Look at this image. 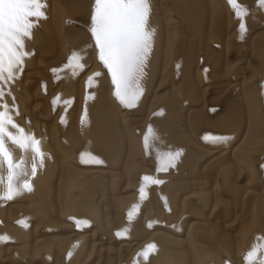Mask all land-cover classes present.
<instances>
[{
  "label": "bare ground",
  "instance_id": "bare-ground-1",
  "mask_svg": "<svg viewBox=\"0 0 264 264\" xmlns=\"http://www.w3.org/2000/svg\"><path fill=\"white\" fill-rule=\"evenodd\" d=\"M201 2L202 1H199V0H170L171 10L179 9L180 7L185 8V12H184L185 17L183 18H186V19L183 23L180 24L179 23L180 16L177 15V12L172 11L169 14V16H167L168 10L166 9V7L163 4L160 7L159 6L160 4H158V1L156 0H0V13H5V14L7 13L6 15L9 17L6 19L7 20L6 23L0 21V42H3V45H2L3 47L6 46V48H2V50L9 49V47L13 48V49H10L12 50V52L10 56L8 54L7 56L8 59L2 62L3 70L0 69V72H1L0 73V81H1L0 86L2 85L0 88V102H2L3 100L7 101L6 98L8 97V94L5 91H10L9 96L11 97V99L8 97V101H7L8 104H6L4 108L0 107V120H5L4 124L8 125L4 129L0 128V264H17L19 261L25 262L24 264H35L34 262L36 259L39 261L40 260L43 261L44 259L49 260V257L51 259L54 258L57 261V263L55 264H58V263L60 264H103V262L104 264H183L184 262H186V264H243L242 261L248 258L251 259L250 264H264V212L258 213V216L255 217L256 220L254 219L255 221H253V223L255 224V228L258 227L260 228V230L258 229L254 230L253 228L255 232L252 233V236L245 232H243L242 235L238 236L240 240L239 243L241 244L243 243L246 245L247 243H249V246H246L249 249L248 250L249 254L247 252V256L245 258L242 255V253H239V255L236 257L235 256H229V258H227V256L225 257L224 254L225 253L227 254V252H225V249L227 248V245H228L225 240L226 239L225 234H222L219 237H214V235L211 233V230L205 227L207 218L203 216L204 214H202L203 212H205V210L200 211L199 208L201 207L203 208L201 204L203 202L205 203L206 199L203 200L201 194L199 195V193L198 195L195 193L197 196L194 195L193 188L196 189V186H197L196 181L188 180V182H183L182 180L184 179L181 180L182 175L180 174L185 173V170H184L185 168H183L179 172H176L180 175V176L178 175L179 178L175 177L174 175L173 177L167 178V174H166V177L163 180H160L163 182L160 183L161 188L157 191L158 192L157 194H159L160 197H162L163 195L164 196L163 199H165V202H161L160 207L161 208L167 207L166 209L171 210V212L169 213L163 212L164 214L163 216H165V214L169 216L171 214L173 216L172 221L174 220V223L171 224V226L173 225V228L171 227V232L153 231L151 232L150 239L145 241L144 240L145 237H142V232L141 233L138 232L139 233L138 234L137 232L131 230L132 227L133 228L135 227L138 229V227L135 226L137 225V222H135L136 218H131V216L133 215L132 211H134L131 207L132 205L139 206V204H141V201H138V196L135 193L138 194L137 191L139 189L146 187V184L144 181L146 180V178H150V177H147V175L141 176L143 172L149 169V167L146 170H144V168L142 167L144 170L142 173L139 172L140 170L136 169L135 165L138 164L137 156L133 154L131 156V159L130 157H127V156L131 155L133 153L132 150H134L135 153L136 151H138L143 154V155H138L139 158L141 157L140 161L143 160L141 163L146 162L145 161L146 159L148 161V157H150L149 161L152 162L154 161L153 158L157 156H160V157L163 156L164 158H166L167 162L172 161V163H176L178 158L185 157L186 153L183 152V155H182L180 151H176L177 148L174 149L175 145L176 146L180 144L190 145V142H194L196 138H199L200 140L203 139V142L209 145V142L212 138L209 135L207 138H205L207 135L203 136L201 132L206 130L204 129V125H209V127L212 128L214 126L213 123H215L216 120L218 121V119L216 118V115H215L217 113H214L213 110H211V108L208 109L206 112H204V115L207 116L208 120H210V122H207L204 115L203 116L200 115L199 119H195L196 113L195 115L191 114L190 116H188L189 113L191 112L189 111L185 112L186 108L179 107L183 109L182 111L183 113H186L187 115L186 118L189 121L187 126L190 127V129L188 131L186 130V128L182 129L183 132L180 135L178 134V132H176L178 131V129H171L168 131L166 135H159V132L156 131L158 129H156L153 121L151 120V116L153 115L152 113L154 112L157 106L156 107L152 106L151 108H149L150 117L148 119V122L143 123V121L138 120V123H139L138 127L135 125V127L133 126L132 128H129L128 126V128L131 130L127 129L128 132L125 130L127 133L126 134L124 133L125 131L123 129L121 128L117 129L116 127H114V124L116 123V116L120 114H118V112H114L115 105L112 102L115 103L114 101L115 98L122 99L121 100L122 102L125 101V96L124 98H119V97H123L124 95L123 93H126V90L137 89L136 91H138L140 87L139 85H141L143 82H144L143 85L151 82L150 81L151 76L146 75L147 73L145 75L143 74L144 69H146L145 67L149 66L148 61L150 60L152 63L155 62V61L153 62L152 60L155 59L156 52L160 50L162 46H163V53L165 51V53L168 54V49L170 45L172 46V44H174L171 42L173 41L174 38L177 39L178 37L177 32L180 30L182 33V28H183L182 26L188 24L189 28L198 27L196 26V24L198 23L195 22V19L197 17L195 16L194 11L200 8L202 4ZM46 6L48 7L47 10H46ZM226 13H229V12H226ZM43 14L46 16L49 15L50 17L49 18L47 17L49 20L45 19L46 17L43 18ZM218 15H219V10H214L213 17H211L212 16L211 15L210 16L211 18L209 17L206 20V22H203L201 24L202 26L200 25L201 27L199 26L200 28L198 27L200 31H197L196 35L198 33H201L200 34L201 36L202 33H204V31L206 33L214 31L215 25L217 24L216 20L218 19ZM226 15L228 16V14H224L225 20H226ZM33 16H35V18H33ZM39 17H42V18H39ZM164 17L165 19L163 21ZM33 20L37 22V25L38 23L39 24L41 23L46 28V30L41 35L39 33V36H37V38L35 36V39L33 38V42H30L31 39H28L27 42L21 41L20 37L17 36V34H15V31H14V27L17 25L16 23H19V27H20L18 29L19 31L18 34H20L21 31L28 32L29 34L31 33V30L30 31L28 30L29 26L27 24V21L33 22ZM163 22L167 28V37H166L167 45H163V42L165 41V39L162 38L164 35L162 27H161L163 25ZM47 25H50V27L47 28ZM5 27H10V30L9 28L5 29ZM49 29H51V32ZM184 33L186 32L184 31ZM191 34H193V32ZM21 36L25 37L24 34ZM29 36H27V38L31 37ZM193 36L195 37V32ZM188 37L190 36L188 35ZM27 38H24V39L27 40ZM212 38L214 37L212 36ZM175 39H174V42H175ZM218 40H221V39H218ZM24 43H27L26 46ZM164 44H166V41ZM180 44L182 45V42H180ZM210 45L211 44H209V47ZM262 46H264V44ZM89 49L92 51L96 50L102 56L103 54L104 55L106 54L103 57L106 60L108 59L109 60L108 62H111L110 63L112 65L111 68L117 75L116 79L120 80V83L125 86V88L123 87L124 88L123 92H121L118 95L119 97L113 91L114 89L113 87H112L113 89L110 88L111 91L110 92L108 91L107 95L103 94L104 96L102 95V97L99 99H98L99 89L95 90L94 94H97L98 96L96 98L94 97L89 102L86 101L87 100L86 91L84 92L82 91L83 95L82 96L80 95L78 99L75 96L79 87L82 85V87L87 88L86 87L87 80L89 79L91 80L90 73L85 72L87 74L81 79H79V77L77 76L79 79L78 81H80L79 83L80 85H79L77 84L78 82L77 83L75 82L76 78L73 74L74 70H77L75 71L77 72L76 74H78L79 71L81 73V71L84 69L87 70V62L90 60V57H91L90 56L91 51ZM207 52H209V50H207ZM33 53L37 54V64H38L36 66L37 69L35 68L36 69L35 72L32 71V72H29L28 74L26 73V75L24 76L28 79H25V80L26 81L29 79L35 80L37 77V79L40 82H42V81L47 80L46 77L48 76V74L50 75V77H54L55 79L56 77L60 78V81H59L60 84L58 83L60 85V88L55 89L54 93L52 92V94H48V95L40 94L39 92L41 91H39V89L37 88L38 90L34 89L35 90L34 94L29 95V93L25 90V89H28L27 85H25V87L21 89L16 86L15 82L16 81L18 82V80L20 79L21 77L20 74L22 72L21 70L25 69L24 68L25 62H28L30 60L29 58L30 56H33L32 55ZM258 54L261 55L260 52ZM4 55L5 54L3 53L2 56ZM228 55L229 54H227V56ZM181 56H182L181 53H176V55L173 56L174 60H172V58L170 59V56L168 58L170 59V61L172 60V62L174 63L175 59H177V57H179L180 59L182 58ZM53 58H54V61L51 64H48L47 61ZM92 58H94V56ZM168 58L165 59L166 66H167V63L170 62V61L168 62L169 60ZM191 60H192V57H191ZM181 62L182 61L180 59V63ZM189 63L187 62V64ZM257 64L260 65L261 63L260 64L257 63ZM93 66L94 65H92V67ZM100 66L102 67V65ZM186 66L188 67V65ZM17 67L20 68L21 70L17 69L18 71L16 72L13 71V69ZM39 68L42 71V73L38 71ZM235 68H236V65H235ZM100 69H103V67ZM3 71L4 73L2 74ZM99 73H100L99 75L102 76L101 72ZM185 73L187 74L186 70H185ZM224 73L228 74L226 72ZM96 74H98V72ZM195 74L197 73L195 72ZM211 74L212 73H210V75ZM103 75H104V72H103ZM105 75L107 76L108 74H105ZM166 75H169V74H166ZM200 75H202V73ZM100 76L99 78H101ZM154 76L155 75L153 74L152 77ZM188 78H191V77H188ZM195 82L197 81L195 80ZM6 83H8V85L10 86H6L7 85ZM93 83L96 84L95 82ZM253 84H255V82ZM116 85L118 86V84ZM163 85L164 84L162 83L161 86L159 87H162ZM231 87L233 88V90L239 91V89L235 87V85L233 87V85L231 84ZM166 88H168V86H166ZM185 88L187 87H184V89ZM261 88L262 87L260 86L258 87L259 95H261V92L263 91V89ZM100 91L103 92L102 89ZM102 92H99V93H102ZM133 93H135V91ZM248 93L254 94L253 88L250 89ZM144 94H145V91H144ZM184 94L185 93L183 90H178V95L176 98H181L179 100H182V101L187 100L188 99L187 95L184 97ZM28 97L30 98V100L28 99ZM14 98H16L18 102L23 101L22 105L19 104L20 107L14 106L16 102L13 105ZM156 98L157 97L155 95V99ZM41 99H43L45 102V105H44L45 108L43 110H41L43 108V104L41 103L42 101H40ZM229 99L233 100L234 98L231 99L230 97ZM72 100H76V102L71 103V105H66L67 103L65 104V102L72 101ZM107 100L110 101V103H108ZM28 101L32 102V105H29ZM130 101H132V99ZM203 101L204 100H202V102ZM253 103L254 104L251 107L248 105L247 109L249 111L251 110L253 111V113H251L248 117L251 119V122L257 123L260 129L259 133L262 134L261 137L264 140V112L261 113L262 111H260V114L255 117L256 108L257 107L261 108L262 104L260 103V100L259 102L255 101ZM47 104L54 105V108L47 109L46 108ZM247 104L248 103H246V107H247ZM103 105H106L108 107H105L103 110ZM73 109H75L76 111V115L78 116L77 118L74 117ZM120 110H122V108ZM84 111H87V112L84 118L81 120L80 116L83 114ZM182 112L180 111V114L184 116ZM129 113L130 112L127 111L126 113H123V115L124 114L128 115ZM231 113L232 112L230 111V114ZM97 114L98 116H95ZM102 115L103 116L105 115V116L103 117ZM133 117L131 116V118ZM237 117H236L237 121H239V119L241 118V114H239ZM49 120L51 121L50 124L47 123ZM130 120L134 122L133 119H130ZM11 121L14 123V126H15L13 130L11 129L12 125H9V122ZM125 121H127L126 118L124 122ZM119 122L124 124L122 120ZM118 125L119 124H117V126ZM239 130L240 129L238 127L235 128V131H233L234 132L233 137L237 135V132ZM213 131L215 132L216 130L213 128ZM221 132L223 133V131ZM259 133L257 134L259 135ZM216 135L218 138L221 136L220 137L221 139H222V136L224 137L227 136V135H224V133L223 134L217 133ZM251 137L253 138V134L251 132H248L246 134L245 140L247 138L250 139ZM46 138L47 139L50 138L49 139L50 141L49 140L47 141ZM45 140L47 143L50 142L51 146H54L55 158H56V155L60 158L59 159L60 162L58 161V163L60 164L59 165L60 175L58 178L54 179V182L57 180V184L55 185L52 184V180L54 178L55 171L58 169V165H57V162L53 163L51 161L50 153H46V151L48 150L46 148H48L49 146L47 147L45 145ZM244 143L245 142H243V144ZM251 143H254V142L252 141ZM248 145L249 144L246 145L247 146L246 149H248ZM249 149H251L250 146H249ZM255 150H257L256 147H255ZM114 152L117 154L114 155ZM208 152L209 151L207 150V153ZM230 153H232V151ZM241 153H242L241 156L248 159V161H249V158L251 157L253 158V155L250 152L249 153L252 156L248 154L247 152H244L243 150L241 151ZM255 154L256 156H258V153H255ZM116 155L119 156L120 158L124 157L125 155L128 158V160H126V163L129 166L131 165L130 170L132 172L131 176L129 175L130 176L129 182H126L129 184L128 185L126 184L127 186L123 187L120 190V189H117V185L115 183L116 185L115 189L112 188L114 190L111 193L109 192V194L108 193L105 194L106 189L108 188V185H110L109 183H112L114 181L113 179H118V178L115 173L106 172L105 171L106 169H103L102 166L105 165V163H107L110 158L115 159V158H112V156L114 157ZM224 156L225 155H220L214 158L216 162L209 161V163L212 164L211 168H214L216 165L223 163L226 159V157ZM256 156L255 158L252 159L255 164H256L255 161L261 159L260 158L261 156H259V159ZM242 157H238V158H242ZM196 159L197 158L192 157V160H194V163H196L195 166L199 168L198 163L200 162V159H197V160ZM167 162H165V164ZM239 162H242V161H239ZM214 163H216V165ZM248 163H252V162L249 161ZM112 165H114V163ZM222 166H220V168ZM248 166H250V164H248ZM80 167L85 168V169H81ZM223 167L225 168H222V169L218 168L219 169L218 172L221 170V174H222L220 178V182L224 183V186H222L220 182L219 183L221 186L218 183L219 188L221 187L220 188L221 193L223 191L231 190L229 188L230 184L229 182H227V179H226V172L228 170L226 166H223ZM258 169H260L259 163H258V167H254V170L257 172L255 174L259 176V174H262V171H258ZM126 171L127 170H125V172ZM176 173L174 172L175 175ZM107 174H110L112 178V180L110 178L111 181L110 180L108 181L107 179L108 177L106 176ZM249 174L250 176L252 175L251 173ZM105 176L107 178H105ZM152 176L153 174L151 175V177ZM143 177L145 178L143 179ZM251 179H252V176H251ZM253 182H254V179H253ZM155 184L154 185L152 184V185L155 186ZM255 184L254 186H256ZM261 188L264 192V186ZM108 190H110V188H108ZM123 190H125L126 193L129 191L133 193L126 196ZM54 191L56 192L55 196H54ZM140 191L142 192V190ZM217 191L215 190V192ZM246 192L248 193V191ZM256 195L258 196L259 194L257 193ZM195 196L197 200L193 199V197ZM202 200L203 202L199 203V201H202ZM257 200L263 201L264 203V198L262 199L258 198ZM8 201H13V203L7 206L6 202ZM220 201H222V199H220L219 201L216 200L213 203L214 206L211 205L213 207V208L211 207L212 212L216 210V208L219 206ZM195 203L198 209L197 207L194 208ZM145 204H148L147 206L148 209L145 208L146 211L144 214L145 217L147 218L152 216L155 211L160 209V208L159 209L155 208V205H156L155 202L153 203L146 202ZM106 207L112 212H116L117 214H119L120 218L116 219L117 221L116 224L114 225L112 224L115 220L113 222L112 220L110 221L109 216L111 214L106 213V210H105ZM140 208L141 207H139L137 211L138 210L141 211ZM176 208L179 209V211L181 208L180 216L176 215L178 214L177 213L178 210H175ZM207 208H210V207H207ZM125 212L128 213L127 217L122 218V214H124ZM160 215H162V213ZM191 215L198 218L197 221L196 222L194 221L195 223H192V224L190 223V221L192 220V218H190ZM69 217H71L74 220L79 221L80 222L79 225L81 226V228H76L74 226H71L70 221L68 222ZM187 218L190 220H188ZM32 219H37L38 222L41 224V226L39 225L40 226L39 233L41 231L40 229H43V228L47 232L44 231L45 232V233L43 232L44 234H40L38 238L36 237L33 241H30L24 237L27 235V234L24 235L23 233V231L25 230L23 229L21 230L20 225L16 227L14 224L11 223V221L13 222L14 220L15 221L21 220L24 222L27 220L29 222ZM181 219L183 221H181ZM182 222H184V225L189 223L188 228L184 230H186V236L191 237L189 238L190 241L192 238H195L196 240L197 239L199 240V238H202L206 240V242L210 244V246L203 247L202 244H198L196 246V244H194L193 242L188 243V242L179 240L177 236H178V233L180 232L179 229H181L180 226ZM141 224H138V226ZM45 226H48V227H45ZM88 226H92L95 228L92 231V233L90 235H85L82 233L80 234V230H83V228L88 227ZM56 228L58 229V232H57L58 234L56 233L57 235H54L53 237V234L50 235V232ZM108 230H110V232L106 233ZM120 230L122 232L123 231L127 232V235H129L128 238H131L130 240L133 239L132 241L127 240V242L129 243H125L123 250L119 249L117 253L114 254V253H105L103 250L99 248L98 244L96 243L97 241L104 242V239L108 235L110 236L112 235L113 232L120 231ZM34 231H36V228ZM133 232L137 233V235L134 234ZM99 233L101 234L104 233V235H102L101 237H98ZM35 234H38V233H35ZM7 238H10L12 241H14L16 243L15 244L16 247L10 246L6 249H3L2 247L5 245L4 242ZM20 238L25 239L26 242L21 243ZM27 241L32 244L27 243ZM187 245H189L190 248ZM1 250H3L4 254L3 252H1ZM223 250L224 252L222 253ZM226 251H229V250L226 249ZM146 253H150V256H147ZM43 256H48V259H46V257H43ZM91 257H94L93 259L95 260H93ZM26 260L29 261V263Z\"/></svg>",
  "mask_w": 264,
  "mask_h": 264
},
{
  "label": "rangeland",
  "instance_id": "rangeland-1",
  "mask_svg": "<svg viewBox=\"0 0 264 264\" xmlns=\"http://www.w3.org/2000/svg\"><path fill=\"white\" fill-rule=\"evenodd\" d=\"M156 1H158V4H160L159 5L160 7H161L162 4L166 7V9L168 10L167 16H169V14L172 11L173 12H177V15L180 16L179 17V21H180L179 23L181 24V23H183L185 21L186 18H183V17H185L184 16V12H185V8L184 7H180L179 9L171 10L170 9V0H156ZM199 1H202L201 2L202 4H201V6H200V8L198 10H195L194 11L195 12V16L198 18V19L197 18L195 19V22L198 23V24H196V26L199 27L203 22H206V20L211 15H212L211 17H213L214 10H219V15H218L219 21H218V19L216 20V23L217 24L215 25V30L212 31V32H209V33H206L204 31V33H202L203 36L202 35L200 36L201 33H198L196 35V32L197 31H200L199 28L202 25L199 28L195 26L198 30L196 28H189V25L188 24L182 26L183 27V28L181 27L182 28V33H181L180 30L177 32V36L178 37H177V39L174 38L175 39V42H174V39L171 42V43H174V44H172V46L170 45V47L172 49L169 47L168 54H166L165 51L163 53V46H162V48L160 50L157 49L158 51L155 54L156 55L155 56V59L152 60L153 62L154 61L155 62L152 63L150 60L148 61L149 62V66L145 67L146 69H144V73L143 74L145 75L147 73L146 75L151 76V80H150L151 82H149L148 84L146 83L144 85H143V83H144L143 82L141 85H139L140 87H139L138 91H136L137 89H135V90L134 89L126 90V93H123L124 94L123 97H119L118 95L121 92H123V89L125 88V86L120 83V80H117L116 79L117 75L113 71V69L111 68L112 67V65L110 64L111 62H108L109 60L108 59L106 60L103 57L106 54L105 55L103 54V56H102L96 50L92 51V50L89 49L91 51L90 52V56L91 57H90V60L87 62V70L84 69L85 71L82 70L81 73L79 71V73L81 75L79 73L76 74L77 72H75V71H77V70H74V72L72 70V72H73V74H74V76L76 78V79L74 78L75 79V82L76 83L78 82L77 84L80 83V81H78V80L81 79L82 77H84L87 74L85 72L90 73L91 80L90 79H89L90 81L87 80V83H86L87 84V86H86L87 88H84L81 85L79 87V89L77 90L75 96L78 99L80 97V95L82 96L83 95L82 93L84 91H86V95H87V97H86L87 100L86 101L89 102L91 99H93L94 97L96 98L98 96L97 94H94L95 93L94 92L95 90H98L99 89V92H102V91H100L101 89L103 90L102 93H99L98 92V94H99L98 99H99V98L102 97L103 94L104 95H107L108 94L107 92L108 91L109 92L111 91L110 88L111 89L114 88L113 91L117 94V96L119 98H124V96H125V101H126V102L125 101L122 102L121 101L122 99L115 98L114 99L115 103L112 102L115 105L114 106L112 104L114 106V108H115L114 109V112H118V114H120V115H117L118 118L116 116V123L114 124V127H116L117 129L118 128H121L124 131L126 130L127 132H128V130H131L129 128H132L133 126L135 127V125L138 127V125H139L138 120L143 121V123H145V122L147 123L148 122V119L150 117L149 108H151L152 106H155V107L157 106L155 108L154 112L152 113L153 115L151 116V120L153 121L156 129H158L156 131L159 132V135H166L168 133V131L171 130V129H178V131H176V132H178V134L180 135L183 132L182 129L186 128L187 131L190 129V127L187 126V124L189 122L187 120V118H186L187 115H186V113H183L182 112L183 109H181V108H186L185 109V112H187V111L191 112V113H189L188 116H190L191 114L192 115H195V113H196L197 116L195 115V117H196L195 119H199L200 118V115L203 116L204 115V112H206L210 108H211V110H213L214 113H217L215 115H216V118L218 119V121L216 120V122L213 123L214 126L211 125L213 127L210 128L209 125H204V129H206V130L201 132V134L203 136L204 135H207L205 138H207L208 135L212 138L210 140V142H209V145L208 144H205L203 142V139L200 140L199 138H196V140H195L196 142L195 141L194 142H190V145H187V144L186 145L185 144H180L178 146L175 145L174 149L177 148L176 151H180L182 155H183V152L186 153V156L185 157L178 158V160H177L178 163L177 162L176 163H172V161L167 162L166 161V158H164L163 156H161V157L160 156L154 157L153 158L154 161H152L154 163H152L151 161H149L150 160L149 159L150 157H148V161H147V159L145 160L144 159L145 157H144L143 159L146 162L141 163L143 160L140 161L141 157L139 158V156H138V155H143L141 152L136 151V153H135L134 150H132L133 153L131 155L128 154L129 156H127V157H130V159H131V156L133 154L135 156H137V161H138V164L139 165L137 164L135 166H136V169L140 170L139 172L142 173L148 167H149V169H151V170L147 169L145 172H143L144 174L142 173V175H141V176H146L147 175V177H150V178H146V180L144 181L145 184H146V187H143L142 189H139L137 191L138 194L135 193L138 196V201H141V204H139V206L132 205V207H131L134 210V211H132V214L133 215L131 216V218H136V221L135 222H137V225H135V226L138 227V229L135 228V227L134 228L132 227L131 230L132 231H135L137 233L138 232L139 233L142 232V237H145V239H144L145 241H147L148 239H150L151 232H153V231L171 232V227L173 228V225L171 226V224L174 223V220L172 221V217L173 216L171 214H170V216L169 215H166V214H165V216H163L164 215L163 212L164 213H166V212L169 213V212H171V210L166 209L167 207L166 208L165 207H162V208L160 207L161 202H165V199H163V197H164L163 195H162V197H160V195L157 194L158 193L157 191L161 188L160 183L163 182V181H160V180H163L166 177V174H167V178L168 177H173V175L175 177L179 178V176L182 175L184 177L183 178L181 176V180L184 179V180H182L183 182H188V180L189 181H196V183H197L196 184L197 185L196 186V189L198 187L199 188L197 190L195 188H193L194 195H196V194L198 195V193H199V195L201 194L203 200L206 199V202L208 200L207 203L206 202L204 203L203 200L202 201H199V203L200 202H203L201 204V206H203V208L201 207L199 209H200V211L205 210V212L202 213V214H204L203 216H205L207 218V220H206L207 222L205 221L206 222L205 227H207L209 230H211V233L214 235V237H219L220 235L225 234V238H226L225 240H226V242L228 244V245L226 244L227 245V248L226 249L229 250V251H226V249H225V252H227V254L225 253L224 256L225 257L227 256V258H229V256H235L236 257V256L239 255V253H242V255L245 258L247 256V252L249 250L246 246H249V243H247V245L246 244H243V243L242 244L239 243L240 240H239L238 236L242 235L243 232L248 233L249 235L252 236V233L255 232L254 231L255 229L256 230L257 229L260 230V228H258V227L255 228V224L253 223V221L256 220L255 217L258 216V213L264 212V203H263V201L257 200L258 198L259 199L264 198V192H263V190L261 188V187L264 186V140L261 137L262 134L259 133L260 129H259L257 123L256 122L255 123L254 122H251V119L248 117L251 113H253V111L252 110L249 111L247 109L248 108V105L251 107L254 104L253 102H255V101H258L259 102V100H260V103L262 104V107L261 108H259V107L256 108V110H255V113H256L255 114V117L260 114V111H262L261 113L264 112V104H263L264 103V67H263L264 66V57H263L264 56V52H263L264 46H262L264 44L263 43L264 42V0H229V1L228 0H220V1H218V0H199ZM216 1H218V2H216ZM155 4H156V2H155ZM48 6H50V5H48ZM221 7H223V8H221ZM227 8H228V10H227ZM47 9H48V7L46 6V10ZM49 12H50V10H49ZM226 12H229V13H226ZM223 13L224 14H228V16L226 15V20H225V16H224ZM6 14L5 13H0V15L2 17V18L0 17V21L1 22H4V23L7 22L6 19L9 18V17ZM4 16H6V17H4ZM167 16H165V17H167ZM47 17L49 18L50 16L49 15L46 16V15L43 14V18L48 19ZM165 17L163 18V21H164ZM222 17H223V19H222ZM33 18H35V16H33ZM39 18H42V17H39ZM221 20H223L224 22L221 21ZM16 24L18 26L16 25L15 26L16 28L14 27V31H15V34H17V36L20 37L21 41H26L27 42L28 39H31L30 42H33V38L35 39V36L37 38V36H39V33L41 35L46 30V28L41 23L40 24L38 23V25H37V22H35L34 20H33V22L27 21V24L29 26L28 30L29 31L31 30V33L28 34V32H25V31H21V32L25 35V37L23 36L24 38H27V36H29V35L31 37L29 36L30 38H27V40H25L21 36V35H23L21 32H20L21 35L18 34L19 33L18 29L20 27H19V23H16ZM49 27H50V25H47V28H49ZM161 27H162L163 34H164L162 38L165 39V41H166V44H164L165 43V41H164L163 42V45H167V38H166L167 37V28H166L164 22H163V25ZM8 28L10 30V27H5V29H8ZM190 29L193 32V34L195 32V37L193 36V34H191L192 32L190 31ZM49 30L51 32V29H49ZM184 31L186 33H184ZM164 32H166V33H164ZM222 32H224V33H222ZM217 34H218V36H217ZM32 35H34V36H32ZM181 35H183V36H181ZM188 35L190 37H188ZM208 35H210V36H208ZM212 36L214 38H212ZM221 37H223V38H221ZM218 39H221V40H218ZM260 39H261V41H260ZM196 40H198L200 42H198ZM180 42H182V45L180 44ZM193 42H195V43H193ZM208 42H210V43H208ZM187 43H188V45H187ZM24 44L26 46L27 43H24ZM184 44H186V45H184ZM209 44H211L210 47H209ZM225 44H227V45H225ZM258 44H260V45H258ZM2 45H3V42H0V46H1L0 47V49H1L0 50V67H1L0 69H2V62L5 61V60H7L8 59V57H7L8 54L10 56V54L12 52V50H10V49H13V48H10L9 47V49L2 50V48H6V46L3 47ZM175 45H176V47H175ZM203 45H205V46H203ZM201 46H202V48H201ZM178 47H179V49H178ZM190 47H192V48H190ZM207 47H208V49H207ZM175 48L178 49V50H176ZM206 49L209 50V52H207ZM256 49H258V50L260 49V50L258 51ZM210 50H211V52H210ZM172 51H173V53H172ZM230 52H231V54H230ZM259 52H260L261 55L258 54ZM3 53L5 54L4 55L5 57L2 56ZM176 53H181L182 54V56H181L182 58H180V59H181L182 62L184 61L183 63L182 62L180 63L179 57H177L178 60L175 59L174 63L172 62V60H174L173 59V56H175ZM227 54H229V55L227 56ZM32 55L33 56H30V58H29L30 60L28 62H25V64H24V68L25 69L21 70L18 67L13 69V71H15V72L18 71L17 69H20L22 71L21 74H20V76H21L20 79L21 80L19 79L18 82L17 81L15 82L16 83V86L21 89V88L25 87V85H27L28 89L29 88L30 89L29 90L28 89H25V90L29 93V95L30 94H34L35 90H38V89H39V91H41L39 93L40 94H43V95L52 94V92L54 93V90L55 89L60 88V85H59L60 84V82H59L60 81V78H57L56 77V79H55L54 77H50V75L48 74V76L46 77L47 80L42 81V82H40L37 79V77H36L35 80L34 79H29L27 81L25 80V79H28V78H26L24 76V75H26V73L28 74L29 72H32V71L35 72V70L37 69V67H36L38 65L37 64V54L36 53H33ZM93 56H94V58H92ZM169 56H170V59L172 58L171 61L168 58ZM99 57H101V58H99ZM186 57H187V59H186ZM191 57H192V60L193 61L191 60ZM166 58L169 59L168 62L170 61L169 63H167V66L165 65V62H166L165 59ZM53 61H54V58L53 59H50L47 62H48V64H51ZM101 61H102V63H101ZM186 61L188 63L190 61L191 62L189 64H187ZM94 62H96V63H94ZM199 62H201V63H199ZM257 63H259V64L261 63V64L258 65ZM92 65H94L95 67L94 66L92 67ZM100 65H102L103 69L106 70V71H104L103 69H100V68H102ZM186 65H188V67ZM235 65H236V68H235ZM26 67H28V68H26ZM153 68H155V69H153ZM26 69H27V71H26ZM210 69L211 70L213 69V70L211 71ZM185 70H186L187 74L185 73ZM38 71H40L42 73V71L40 70V68L38 69ZM200 71H201V73H202V75L204 77L202 75H200L201 74ZM240 71H242V72H240ZM244 71H246V72H244ZM92 72H93V74H92ZM97 72H98V74H96ZM99 72H101V75L102 76L99 75L100 74ZM103 72H104V75H103ZM195 72L197 74H195ZM224 72H226L228 74H225ZM235 72H237V73H235ZM3 73H4V71L2 72V74ZM210 73H212L214 75H212V74L210 75ZM94 74H95V76H94ZM105 74H108L109 76L108 75L106 76ZM153 74L155 75L154 77H152ZM166 74H169V75H166ZM77 76L79 77V79H78ZM99 76L101 78H99ZM241 76H243V77H241ZM188 77H191V78H188ZM192 77H194V78H192ZM214 77L217 78V79H215ZM165 78H167V79H165ZM195 78H197V79H195ZM189 79L190 80L192 79V80L190 81ZM194 79L197 82H195ZM109 81L111 82V84H110ZM93 82H95L96 84H94ZM254 82H255V84H253ZM162 83L164 85L162 87H159V86H161ZM0 84H1V81H0ZM6 84H7L6 86H10V85H8V83H6ZM102 84H103V86H102ZM116 84H118L119 87ZM231 84L233 85V87L235 85V87H237L239 89V91L238 90H233V88L231 87ZM115 85H116V87H115ZM1 86H0V88H1ZM37 86H39V87H37ZM142 86H144V87H142ZM166 86H168V88H166ZM259 86L262 87L261 89H263V91L261 92V95L258 94V87ZM147 87H149V88H147ZM184 87H187V88L184 89ZM202 87H203V89H202ZM207 88L209 90H211V91H209ZM225 88H226V90H225ZM252 88H253L254 94L248 93L250 91V89H252ZM248 89H249V91H248ZM133 90L135 91V93H133L134 92ZM143 90L145 91V94L147 96L144 94V91ZM178 90H183L184 93H185L184 94V97L187 95V98L188 99L182 101V100H179L181 98H176L177 95H178ZM193 90H194V92H193ZM212 90H214V91H212ZM228 90H229V92H228ZM5 92H7L8 97L11 99V97L9 96L10 95V91H5ZM207 92H209V93H207ZM211 92H212V94H211ZM92 93L94 94V96H93ZM229 93H230V95H229ZM155 95L157 97L156 99H155ZM236 95H237V97H236ZM219 96H221V97H219ZM8 97L6 98L7 101H8ZM31 97H33V96H31ZM230 97H231V99H233V98L234 99L236 98V99L235 100L234 99L233 100H230L229 99ZM14 99H13V105L16 102L14 106H16V107L19 106L20 107V105H22L23 101L22 102H18V100H16V98H14ZM28 99L30 100L29 97H28ZM131 99H132V101H130ZM201 99L204 100L203 102H205V103H203ZM108 100H107V102L110 103V101H108ZM154 100H155V102H154ZM3 101L0 102V107H2V108H4L6 104H8V102L6 100H3ZM40 101H42L41 103L43 104V108L41 110H43L45 108V106H44L45 105V102H44L43 99H41ZM127 101H128V103H127ZM28 102H29V105H32V102H30V101H28ZM75 102H76V100H72V101L65 102V104L67 103L66 105H71V103H75ZM246 103H248L247 104V107H246ZM130 104H132L133 106L130 105ZM143 104H145V105H143ZM47 105H46V108L47 109H50V108L53 109L54 108V105H49V104H47ZM135 105H137L138 108ZM254 106H256V105H254ZM105 107H108V106L103 105V110H104ZM177 107L178 108L181 107V108L178 109ZM206 107H207V109H206ZM121 108H122V110H120ZM214 108H215V110H214ZM82 109H83V107H82ZM126 109L130 113L128 115L127 114H124L123 115V113H126L127 112ZM258 109H260V110H258ZM119 110H120V112H119ZM253 110H254V108H253ZM180 111L184 114V116H182V114H180ZM199 111H201V112H199ZM230 111L232 112L231 114H230ZM73 112H74V117L77 118L78 116L76 115L75 109H73ZM86 112L87 111H84L83 114L80 116L81 117V120L84 118ZM233 112L236 113V114H234ZM239 114H241V118L239 119V121H237V118H238L237 116ZM130 115L132 117L133 116L134 117L131 118ZM95 116H98V114L95 115ZM204 117H205V119H206L207 122H210V120H208L207 116L204 115ZM125 118H126L127 121L124 122ZM134 118L135 119L137 118V119L135 120ZM234 118H236V119H234ZM130 119H133L134 122L132 120H130ZM121 120L124 122V124H122L121 122H119ZM201 120H203V119H201ZM4 121L5 120H0V128H2V129H4V128H6L8 126V125H5L4 124ZM248 121H250V122H248ZM47 123L50 124L51 121L49 120ZM117 124H119V125L117 126ZM219 124H220V126H219ZM9 125H12L11 129L13 130V128L15 127L14 126V123L11 121V122H9ZM128 126H129V128H128ZM237 127L240 129L237 132V135L239 137L237 135L235 137H233V135H234V132L233 131H235V128H237ZM213 128L216 130L215 132L213 131ZM179 129H181V130H179ZM126 131L124 133H126ZM221 131H223L224 135H227L225 137L222 136V139L220 138L221 137L220 135H219L220 136L219 138L216 135L217 133L223 134ZM226 132H228V133H226ZM240 132H242V133H240ZM248 132H251L253 134V138L251 137L250 139L247 138L245 140L246 134ZM257 133H259L260 136ZM47 138H46V140L48 141L50 138L49 139H47ZM46 140H45V145L47 147L49 146L48 148H46V149H48L46 151V153H50L51 161L53 163L54 162H57V165H58V169L55 171L54 178H53V180L51 179L52 180V184L55 185V184H57V180L54 182V179L58 178L59 175H60V167H59L60 164L58 163V161H59L60 158L57 155H56V158H55V156H54V151H55L54 150V146H51V143L50 142L47 143ZM252 141L254 143H251ZM243 142H245L246 144L245 143L243 144ZM239 144H241V145H239ZM247 144H249L248 145V149H246L247 148V146H246ZM249 146H250L251 149H249ZM255 147L259 151L255 150ZM204 149H205V151H204ZM209 149H211V150H209ZM207 150L209 151L208 153H207ZM242 150L244 152H247L248 154L252 153L253 158H255V156H256L255 153H258V156H256V157H258V159H259V156H261L260 157L261 159H259L260 161L259 160H257V161L259 163V168H260V169H258V171H262V174H259V176L257 174H255L257 172L254 170V167H258L257 161L254 160L256 162V164H255L253 162V160H252L253 158L251 157V158H249V161L252 162V163H248L249 162L248 159H246V158H244V157L241 156L242 155V153H241ZM148 151H149V149H148ZM231 151H232V153H230ZM115 154H117V153L114 152V155ZM220 155H225L224 156V157H226L225 161L223 163L219 164V165H216V163H214L216 166L214 168H211V165L212 164H210L209 161L216 162L214 160V158H216V157H218ZM127 157L124 155V157L120 158L119 156L116 155L114 157L112 156V158H115V159H111L110 158L107 163L104 162L105 165H103L102 168L103 169H106L105 170L106 172L115 173L117 175V178H118V179H113L114 181L112 183H109L110 185H108V188H110V190H108V188H107L105 194L106 193L109 194V192L111 193L115 189V186L116 185H117V189H120L121 190L123 187H125V186H127L129 184V183H126V182H129V177L131 176V173L132 172L130 170L131 165L129 166L126 163V160H128ZM192 157L197 158V159H200V162L198 163L199 164V168H197L195 166L196 163H194V160H192ZM238 157H242V158H238ZM57 158H58V160H57ZM125 158H127V159H125ZM240 159H242V160H240ZM110 161H112V162H110ZM233 161L236 162V163H234ZM239 161H242V162H239ZM165 162H167V163L165 164ZM113 163H114V165H112ZM147 163H148V165H147ZM260 163H261V165H260ZM233 164H235V165H233ZM248 164H250V166H248ZM222 165L223 166H226V168L228 170L226 172V179H227V182H229V184H230V187L229 188L232 190V192H231V190H228V189H227L228 191H223L222 193L220 192V188L221 187L219 188V185L221 183V185L224 186V183L220 182V178H221V175L222 174H221V170L219 172H218V170L219 169H222V168H225ZM207 166H208V168H207ZM220 166H222V167L220 168ZM239 166L241 167V169H240ZM251 166H252L253 169L251 168ZM142 167L144 168V170H143ZM183 168H185L184 169L185 170V173L184 174H180L179 175L178 173H176V172H179L180 170H182ZM81 169H85V168H81ZM125 170H127V171L125 172ZM147 171H148V173H147ZM150 171H151V173H150ZM129 172H130V174H129ZM174 172L176 173V175L174 174ZM206 172L207 173L209 172L211 174V176H210L209 173L207 174ZM157 173H159V174H157ZM249 173L252 174L251 175L252 176V179H251V176H250ZM253 173H254V175H253ZM152 174H153V176H152L153 178L151 177ZM160 175H161V177H160ZM185 175H186L187 178L185 177ZM106 176H105V178H107L108 181H109L110 178H111L110 174H107ZM144 178L145 177H143V179ZM202 178H204V179H202ZM222 178H223V176H222ZM185 179H187V180H185ZM253 179H254V182H253ZM111 180H112V178H111ZM259 180H261V181H259ZM115 183H116V185H115ZM218 183H219V185H218ZM152 184L153 185L155 184V186H153ZM254 184L256 186H254ZM111 186H113V187H111ZM112 188H114V189H112ZM143 189H144V191H143ZM140 190H142V192ZM215 190L216 191L218 190L219 192L218 191L215 192ZM246 191H248V193ZM123 192L126 194V196L127 195H130L131 193H133L131 191H129V192L126 193L125 190H123ZM257 193L259 194L258 196L256 195ZM55 194H56V192L54 191V196H55ZM196 196L193 197L194 200H197L196 199ZM152 198H154V199H152ZM149 199H151V200H149ZM220 199H222V201H220L219 206L216 208V210H214L212 212L211 209L213 208L212 206H214L213 203L216 200L219 201ZM110 200H112V199H110ZM146 202L147 203H153V202H155L156 205H157V206L155 205V208L156 209H159L160 208L159 210L155 211L152 216H150L148 218L145 217V215H144L145 214V211H146L145 208L148 209L147 208L148 204H145ZM12 203H13V201H8V202H6V205L8 206V205H10ZM137 207L138 208L141 207L140 208L141 211H139V210L137 211V209H138ZM195 207H197L196 206V203H195L194 208ZM207 207H210V208H207ZM197 209H198V207H197ZM105 210H106V213L107 214H111L110 216H112V217L109 216L110 221L112 220V222H113L115 220L112 224L113 225L116 224L117 223L116 219H119L120 218L119 217V214H117L116 212H112L107 207H106ZM175 210H178V212H177L178 214H176V215H179L180 216V214H181V208H180V211L177 208ZM175 210H174V212H175ZM108 212H110V213H108ZM147 212H148V210H147ZM161 213H162V215H160ZM127 214L128 213H126V212L124 214H122V218H126L127 217ZM154 215H156V216H154ZM166 216H167V218H166ZM191 216H190V218H192V220L190 221V223L192 224V223H195L198 218L194 217L193 215H191ZM114 217H116V218H114ZM70 218L71 217H69L68 222L70 221L71 226H74L76 228H81V226L79 225L80 224L79 221L74 220L72 218L70 219ZM188 220H190V219H188ZM148 221H150V222H148ZM181 221H183V220L181 219ZM58 222H59V220H58ZM11 223L14 224L16 227L18 225H20L21 226V230L22 229L25 230V231H23L24 235L27 234L24 237L27 238L30 241H33L36 237L38 238V236L40 234H44L45 232H47L43 228V229H40L41 231L39 233V228H40L41 224L38 222L37 219H32L29 222L27 220L24 221V222L21 221V220H16V221L14 220L13 222L11 221ZM138 224H141V225L138 226ZM188 224L189 223H187V224L184 225V222L181 223V226H180L181 229H179V231H180L179 233L181 235L178 233V236H177L179 238V240H182V241L188 242V243L189 242H193L194 244H196V246L198 244H202L203 247L210 246V244H208L206 242V240H204L202 238H199L200 241L198 239L196 240L195 238H192L191 241H190L189 238H191V237L186 236V230H184V229H187L188 228V226H189ZM37 225H38V227H37ZM76 225H78V226H76ZM161 226H163V227H161ZM45 227H48V226H45ZM88 227H85V228H83V230H80V234L82 233V234H85V235H90L95 228L92 227V226H88ZM35 228H36V231H34ZM253 228H254V230H253ZM54 230H52V231L55 232V233H53L52 231L50 232V235L53 234V237H54V235H57L58 234L57 233L58 232V229L56 228ZM108 232H110V230H108L106 233H108ZM117 232H119V233H117ZM120 232L123 233L126 236H124ZM135 232H133V233L137 235V233H135ZM35 233H38V234H35ZM102 235H104V233L103 234L99 233L98 234V237H101ZM128 237H129V235H127V232H125V231L122 232L120 230V231L113 232L112 235H110V236L108 235L104 239V242H101V241L98 242L97 241L96 243L98 244L99 248L101 250H103L105 253H114V254H116L119 249H122L123 250L125 243H129V242H127V240H130L131 238H128ZM7 239L4 242L5 245L2 247L3 249H6V248H8L10 246L16 247L15 246L16 243L14 241H12L10 238H7ZM10 240H11V242H10ZM122 240H124V241H122ZM132 240H130V241H132ZM20 241H21V243H25L26 242L25 239H21ZM202 241H203V243H202ZM12 242H13L14 245L12 244ZM27 243H30V242L27 241ZM30 244H32V243H30ZM187 246L189 247V245H187ZM148 247H150V246H148ZM1 252H3V250H1ZM223 252H224V250L222 251V253ZM3 254H4V252H3ZM248 254H249V252H248ZM146 255L147 256H150V253H146ZM43 257H46V259H48V256H43ZM91 258L93 259L94 257H91ZM54 260H55L54 258L51 259L49 257V260H45L44 259L43 260L44 262L42 260L39 261V260L36 259L34 263L35 264H55V263H57V261L56 260L54 261ZM93 260H95V259H93ZM241 260H243V259H241ZM19 262L17 264H21V263L24 264L25 263V262H22V261H19ZM27 262L29 263V261H27ZM242 263L243 264H250L251 263V259H249V258L248 259H244L242 261ZM58 264H60V263H58ZM103 264H104V262H103ZM183 264H186V262H184Z\"/></svg>",
  "mask_w": 264,
  "mask_h": 264
}]
</instances>
